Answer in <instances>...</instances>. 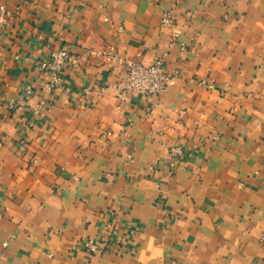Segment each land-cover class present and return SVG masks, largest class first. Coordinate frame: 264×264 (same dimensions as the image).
<instances>
[{
	"label": "crops",
	"instance_id": "0c3cea01",
	"mask_svg": "<svg viewBox=\"0 0 264 264\" xmlns=\"http://www.w3.org/2000/svg\"><path fill=\"white\" fill-rule=\"evenodd\" d=\"M0 4L1 264H264V0ZM157 57L175 81L121 93Z\"/></svg>",
	"mask_w": 264,
	"mask_h": 264
},
{
	"label": "built area",
	"instance_id": "2783aa9c",
	"mask_svg": "<svg viewBox=\"0 0 264 264\" xmlns=\"http://www.w3.org/2000/svg\"><path fill=\"white\" fill-rule=\"evenodd\" d=\"M7 13H9V10L6 5L0 4V21H4V16ZM162 20L164 23L175 25L177 21L175 9H165ZM176 34H178V31H176ZM90 52L94 53L98 52V50L92 48ZM112 57H116V55H112ZM78 58L79 55H74L66 45L51 49L48 56L39 60V68L45 76V85L48 88L56 87L63 79L62 73L64 66L69 62L77 61ZM124 64L126 66V72L123 79L117 84L121 93L126 91H133L135 93L142 92L150 101L155 94L166 90L179 74L177 70H166L162 57H157L149 63H143L133 59H124ZM201 83L207 86H215V82L211 78H202ZM25 91L26 93H32L33 86L30 83L27 84ZM9 107L22 109L23 104L10 101ZM22 144L24 145L25 143L22 142ZM174 150L179 153L182 152L180 146L175 147ZM170 164V170H173L176 166V161L172 160ZM82 242L85 249L94 255L101 252L103 245H105V242L100 241V239L93 235L86 237Z\"/></svg>",
	"mask_w": 264,
	"mask_h": 264
}]
</instances>
